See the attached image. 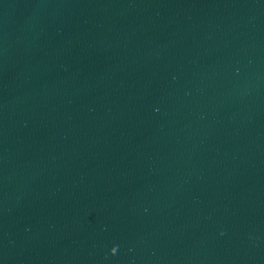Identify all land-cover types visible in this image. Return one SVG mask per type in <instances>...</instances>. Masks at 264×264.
Instances as JSON below:
<instances>
[{"label": "water", "instance_id": "95a60500", "mask_svg": "<svg viewBox=\"0 0 264 264\" xmlns=\"http://www.w3.org/2000/svg\"><path fill=\"white\" fill-rule=\"evenodd\" d=\"M0 264H264V0H0Z\"/></svg>", "mask_w": 264, "mask_h": 264}]
</instances>
